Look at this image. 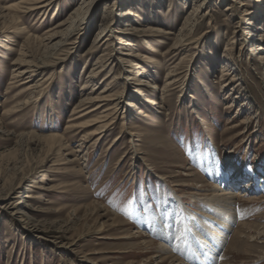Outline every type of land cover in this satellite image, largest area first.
Wrapping results in <instances>:
<instances>
[{
	"label": "rangeland",
	"instance_id": "374dc122",
	"mask_svg": "<svg viewBox=\"0 0 264 264\" xmlns=\"http://www.w3.org/2000/svg\"><path fill=\"white\" fill-rule=\"evenodd\" d=\"M18 1L0 0V264H161V242L195 264L186 227L205 233L186 223L211 208L183 199L185 213L177 198L235 169L258 178L233 205L242 232L206 248L219 264H264V0H94L62 48L83 0L11 22L3 8ZM105 23L121 32L97 44ZM18 59L46 64L17 77Z\"/></svg>",
	"mask_w": 264,
	"mask_h": 264
},
{
	"label": "bare ground",
	"instance_id": "6f19581e",
	"mask_svg": "<svg viewBox=\"0 0 264 264\" xmlns=\"http://www.w3.org/2000/svg\"><path fill=\"white\" fill-rule=\"evenodd\" d=\"M55 1L56 0H19L18 2L11 4V5H8L7 7L3 8V12L5 13V15H8L9 18H11V22H16L15 20L20 19L22 13L32 12L34 10L46 8V7L50 6L51 4H53ZM83 2L84 3L82 5V7L80 8V10H78L76 12L74 18L60 26V28L62 27L64 31H65L64 28H67V27H69L71 29H69V31H65L63 40L61 42H59V44H57L58 47L62 48L61 46L64 47L65 45L73 44L72 42H73V36L75 35V30L77 29V26H79L80 24H77V26H74L75 27L74 29H72V27H73V25H76V23L82 24V16L85 13V11L88 9L87 6L89 7L94 2V0H83ZM238 4H240V3H238ZM128 15H130V14H128ZM14 24H16V23H14ZM112 24L113 23H111V24L105 23L104 24V26L102 27V31L97 35V38L94 41L95 43H97V44H104V43L109 44L110 42H112V39L115 38L116 34H118V32L119 33L121 32V31H117V29H115L112 26ZM129 30L131 31V32H129L131 34L136 33V32H142V31L145 32V30H140L136 26H131V28H129ZM59 34H61V33H59V32L51 33L45 39H40V40L43 43H50L49 45H51L54 43L53 41L57 38V36ZM263 37H264V35L261 34L260 39H263ZM125 44L129 45L128 42H126ZM24 62L25 61L21 60V59H18L15 62V65L17 66V70L19 71V73L17 74V77L26 76V75L30 76L34 71L39 72L42 68L45 67V64H46L45 61L34 63V64L30 63L28 65V67L24 69V68H22V66L24 65ZM147 87H149L150 89H155V87L150 85V84H148ZM100 100L101 99H98L97 97L94 98V97H88L87 96V97L83 98L79 104L86 106L87 104L97 103V106H95V110H97V109L101 108V106H102L99 102H101L103 100H101V101ZM103 127L104 126H101V128H103ZM49 138L51 140H53V139L57 138V136L52 135V136H49ZM59 138H57V140ZM86 140L87 139H84V141H86ZM139 154L142 155L143 153H139ZM72 162H74V160ZM229 172H230L229 175L228 174L226 175V173L224 174L226 177V178H224V186L219 187L218 185L213 184L202 195L201 194L200 195H197V194L191 195L193 197V199H190L187 195L182 197V199H180L179 197L177 198V206H179V208L185 213L192 212V209L188 210L184 206V203H183L184 200L195 201L196 199H199V197L202 198L200 200L205 205V207L209 206L211 208V209L209 208L210 210L207 213L205 212V209H204L203 211L199 212L197 214V216H195V214L192 213L193 215L191 216L192 220H191L190 225H188L185 222L187 226H191V225H194L196 223L201 224V226L203 227V232L205 233L204 235H202V230L198 229L197 227H193V228L186 227V230H189L193 236V242L186 243L185 247L183 249H181L182 254H184L186 256L187 262L189 261V262H191V263L193 262L195 264H203L204 262H206L208 264H219V263H221L220 258L223 254L222 253L210 254L208 252L206 246L207 245H214L217 249H220V243L221 242H224L226 244V242H228L229 240H231V241L234 240L233 235L239 236L242 232V229L240 227L237 228L236 230H235V228L232 227V221L234 220V217H236V216L233 217V214L235 213V212L233 213V210H234L233 205H234L236 199H240L242 197L250 196L249 193L251 191H253V188L258 186V185H256L255 180H254L257 177L255 175H253L248 180H246V178L243 179V177L239 173L240 171L237 169L230 170ZM187 176H189V175H187ZM221 177H224V176H221ZM238 177H239V179H237ZM261 181H262L261 183H264L263 179H261ZM261 185H263V184H261ZM101 208L99 210H102ZM212 209L213 210L215 209L216 211H219V210L223 211L222 212L223 215L221 216V219L219 221H216L210 217V216L214 215V211ZM96 210H98V208ZM207 218H209L211 221L215 222L216 227H217V231H216L217 233H210V230L213 229V227H211V224L206 225V223H204ZM115 220L117 222L120 219H119V217H115ZM161 226H162V228H160L161 230L157 231L158 232L157 235H160L162 238H164L168 235H171V232L166 234V230H165L166 228L164 225H161ZM223 227H225V228H223ZM102 228H103V226H101L100 229L97 230V232L102 231ZM172 230L173 229H171V231ZM133 234H135V235L138 234L137 237H143V233H141V232L135 231V232H133ZM216 234H217V236H216ZM161 241H163V240H161ZM161 243L164 244L163 242H161ZM161 243H159V245L156 246L157 250L154 252V254L152 256L153 258L159 259V262L161 264L162 263L183 264L180 259H178L173 254H171L172 251L173 252L176 251V249H177L176 247L170 249L171 244H169L167 246H165V245L163 246ZM146 262L150 263L151 261H150V259L149 260L147 259ZM152 262H154V261H152Z\"/></svg>",
	"mask_w": 264,
	"mask_h": 264
}]
</instances>
